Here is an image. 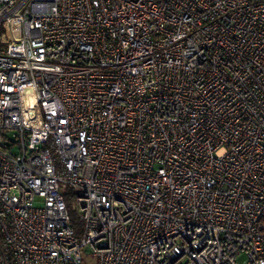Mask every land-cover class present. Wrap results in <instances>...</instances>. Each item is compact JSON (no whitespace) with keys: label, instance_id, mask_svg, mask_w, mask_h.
I'll list each match as a JSON object with an SVG mask.
<instances>
[{"label":"built area","instance_id":"2783aa9c","mask_svg":"<svg viewBox=\"0 0 264 264\" xmlns=\"http://www.w3.org/2000/svg\"><path fill=\"white\" fill-rule=\"evenodd\" d=\"M83 251L264 264V0H0V264Z\"/></svg>","mask_w":264,"mask_h":264},{"label":"trees","instance_id":"16d2710c","mask_svg":"<svg viewBox=\"0 0 264 264\" xmlns=\"http://www.w3.org/2000/svg\"><path fill=\"white\" fill-rule=\"evenodd\" d=\"M70 225L75 230L76 234L81 233L82 224L75 211L69 210Z\"/></svg>","mask_w":264,"mask_h":264},{"label":"rangeland","instance_id":"374dc122","mask_svg":"<svg viewBox=\"0 0 264 264\" xmlns=\"http://www.w3.org/2000/svg\"><path fill=\"white\" fill-rule=\"evenodd\" d=\"M82 262L83 264H97V259L90 254L88 251L82 252Z\"/></svg>","mask_w":264,"mask_h":264}]
</instances>
